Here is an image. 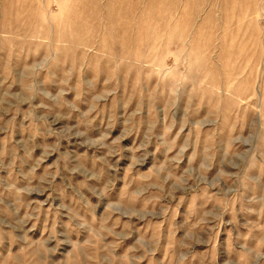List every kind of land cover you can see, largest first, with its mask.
Returning a JSON list of instances; mask_svg holds the SVG:
<instances>
[{"label": "rangeland", "instance_id": "rangeland-1", "mask_svg": "<svg viewBox=\"0 0 264 264\" xmlns=\"http://www.w3.org/2000/svg\"><path fill=\"white\" fill-rule=\"evenodd\" d=\"M0 264H264V0H0Z\"/></svg>", "mask_w": 264, "mask_h": 264}]
</instances>
